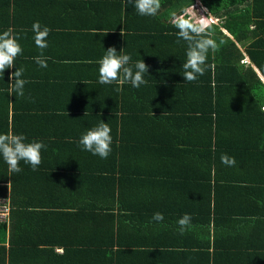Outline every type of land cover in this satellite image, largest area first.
<instances>
[{"label":"crops","instance_id":"0c3cea01","mask_svg":"<svg viewBox=\"0 0 264 264\" xmlns=\"http://www.w3.org/2000/svg\"><path fill=\"white\" fill-rule=\"evenodd\" d=\"M104 3L106 8H101L102 4L92 9L91 4L83 3L82 20L72 21L54 13L50 15L53 21L44 18L20 21L25 26L15 36L23 51L8 76L23 69L22 79L28 83L24 95H16L15 103L9 104L7 123L1 115L7 105L4 106L5 101L0 97V134L23 135L26 143L42 142L46 149L41 150L42 163L35 171L21 161L22 171L12 173L0 157V195H8L12 212L9 222L5 223L6 240L0 242V264H83L87 251H95L94 258L102 257L95 264H150L153 261L199 264L192 256L190 261L186 257L178 260V255L163 246L155 248L147 243L139 247L119 241L136 232V223L128 215L137 217L134 211L138 209L144 211L142 216L146 219H152L155 213L166 218L177 216L171 205L177 197L183 204L192 205L194 197L184 194L180 188L175 191L174 187H179L175 183L177 177L172 178L174 173L168 170L180 161L173 155L174 142L181 136H202L199 129L211 125L204 124L210 119L198 113V97L184 104L177 100L166 103L164 97L156 94V85L152 90L144 88L145 85L137 88V91L147 90L155 97L153 100L146 99L148 96L142 92L138 96L129 88L130 83L120 86L98 82L99 61L109 48H115L117 54L122 51L121 54L130 55L132 65L143 57L121 37L128 31L127 26L134 30L129 33L143 37L173 33L172 14L169 21H146L144 16L142 21H132L123 4L115 5L110 0ZM182 13L179 9L173 14ZM35 22L50 29L48 47L43 50L47 68L35 62L42 51L34 42L32 25ZM211 25L220 27L235 41L221 26V21H213ZM130 40L139 41V37ZM177 47L183 51L180 41ZM161 51L159 44H149L145 54L148 64L160 62ZM214 57L213 54L212 63ZM246 62L251 63L248 57ZM253 67L264 81L263 74ZM118 87L122 90L117 91ZM4 89L7 87L0 77V90ZM186 109L185 113L180 112ZM101 122L112 130V151L107 159L92 155L79 144L82 135ZM191 173L197 178L198 173ZM14 200H31L29 204L45 200L57 203L58 208L49 220L42 217L41 208L14 205ZM139 201L146 206H140ZM231 201L217 206L216 221L210 227L214 234L211 250L214 252L216 245L220 247L219 251L225 254L222 264H264V214H259L256 208L248 213L252 205H248L247 197L231 196ZM120 202L126 208V218L122 216ZM24 211L40 214L31 217L34 222L25 226L24 219H19L20 212ZM188 215L196 216V210ZM148 223L150 227H159L161 222ZM150 227L144 229L150 230ZM119 230L123 234L121 238ZM57 235L60 236L55 242ZM102 236L111 240V244L102 243ZM71 237L79 242L68 243ZM102 251L107 252L104 255Z\"/></svg>","mask_w":264,"mask_h":264},{"label":"trees","instance_id":"16d2710c","mask_svg":"<svg viewBox=\"0 0 264 264\" xmlns=\"http://www.w3.org/2000/svg\"><path fill=\"white\" fill-rule=\"evenodd\" d=\"M91 1L95 0H0V15H4L0 17V34L12 29L13 35H17L25 26L20 21H41L43 18L51 21L50 15L54 13L68 20H82L81 6L85 2L92 5L91 9L95 5L102 4L101 8H106L104 3L106 0ZM110 2L115 5L123 4V8L132 16V21H142V16L134 7V0L131 4H126V0L113 2L110 0ZM196 2L197 0H161V8L157 15L143 18L146 21H169L171 14L179 9L183 12ZM198 2H201L218 21L222 22L221 26L232 34L235 41L226 36L220 27L211 25V31L213 35L215 34L212 38L216 41L218 48L215 51L210 50L206 61L207 70L195 82L187 83L183 78L182 66L187 59L188 45L178 38V29L174 25L170 27L173 33L161 32L144 37L129 33L133 29L132 26H127L128 31H124V35L121 36L144 57L146 65L149 63V58L145 56L149 44L161 46V61H154L147 65L148 72L144 76L147 83L144 88L152 90L156 85V94L164 97L166 103L177 100L184 104L198 97L200 106L198 113L201 117L210 119L204 124L210 122L211 127H201L199 133L203 134L202 136H181L174 142L173 155L180 161L168 170L174 173L172 178L177 177L175 183L179 187H174L175 191L180 188L184 194L194 197L192 205L183 204L177 197L171 203L175 207L173 212L177 216L164 217V222H161L159 227H150L148 222H153L154 225L157 222L143 218L144 211L138 209L134 211L137 217L128 215V218L136 223V232L124 236L119 241L139 247L147 243L155 248L163 246L170 249V252L176 256L178 255V260L186 257L190 261L192 256L199 264H212V260L216 262L215 264H222L221 260L225 254L219 251L220 247L216 245L215 251L211 250L214 244L211 237L214 234L211 233L210 227L212 223L215 224L218 204L232 203L231 196L237 199L247 197L250 202L248 205H252L248 213L256 208L255 211L264 214V81L253 67L256 66L264 76V0H199ZM21 6L25 8H19ZM125 21L129 20L125 18ZM138 37L139 41L130 40ZM178 41L182 44L181 52L177 47ZM213 54L215 55L214 63H212ZM246 57L250 59V64L246 62ZM10 70L7 69L3 77L0 76L7 87L0 90L1 100L5 101L4 106L7 105L1 113L5 123L9 118L8 106L10 103H15L14 98H16L15 94L9 92L12 81L8 76ZM129 88L134 89L140 97L139 94L142 92L144 96H148L146 99H155L145 89L137 91V88L132 85ZM186 111L187 109L180 112ZM183 127L186 128L185 123ZM206 129L208 132L205 131ZM224 154L234 157L236 166L229 167L222 164L221 156ZM191 172L198 173L197 178ZM89 189L86 190L91 191L90 194H92L93 191ZM7 197L6 194L0 195V199ZM30 202L31 200L21 202L14 200V205L41 208V215L45 219L56 214L54 211L58 208L57 203L45 200L36 204H29ZM112 203L115 204V201ZM139 204L142 207L146 206L140 201ZM9 205L11 206L10 203ZM120 208L124 212L122 216L126 218V208L121 202ZM191 210H196V216L191 215V226L180 234L177 221L186 214L185 212L188 211L189 214ZM40 212L24 211L17 214L19 219H24V225L29 226L35 220L30 218L37 217ZM31 214L35 215L29 216ZM144 227H150V230ZM6 230L7 226L0 224V242L6 240ZM59 236H56L55 242ZM104 236H102V243L111 244L112 241L104 239ZM122 236L119 230L118 237ZM76 242L79 241L71 237L68 243ZM47 252L53 254L54 251ZM94 252H86L83 264H95L102 258L100 255L94 258ZM102 252L105 255L107 251ZM150 264L160 263L153 261Z\"/></svg>","mask_w":264,"mask_h":264},{"label":"clouds","instance_id":"9594fccd","mask_svg":"<svg viewBox=\"0 0 264 264\" xmlns=\"http://www.w3.org/2000/svg\"><path fill=\"white\" fill-rule=\"evenodd\" d=\"M133 3V0H126V4ZM134 7L141 16L154 17L161 8V0H134ZM204 16L199 15L193 4L185 9L181 15L172 14V23L178 29V38L185 41L188 45L186 52V62L183 64V78L187 83L197 81L199 76H203L207 70V58L211 51L218 48L216 41L212 38L211 23L214 17L206 7ZM202 9H198L201 10ZM217 19V18H216ZM34 32L35 45L41 49V56L35 58V62L41 68H47L46 58H43V50L48 47L47 37L50 29L47 26L42 27L39 22L32 25ZM123 35V32H121ZM22 48L18 39L8 29L0 34V76L3 77L7 69L15 66V61L22 54ZM105 55L99 61V83L102 85H124L130 83L132 87L139 88L145 85L147 81L144 76L148 72L147 65L143 60H138L134 65L131 62V56L117 54L115 48H109ZM23 69H17L9 77L14 81L9 85V92L15 95L23 96L25 84L28 83L22 79ZM122 88L118 87L117 91ZM111 128L107 123L101 122L97 127L88 130L82 135L79 144L82 149L90 152L101 159H107L112 151ZM26 137L13 133L0 134V157L6 162L9 171L19 173L22 171L20 162L31 166L35 171L42 163L41 150L46 149L42 142L26 143ZM221 163L233 167L236 166L234 157L224 154L221 156ZM156 222H162L164 216L161 213H155L152 218ZM192 217L185 214L177 223L180 226V234H183L191 226Z\"/></svg>","mask_w":264,"mask_h":264},{"label":"built area","instance_id":"2783aa9c","mask_svg":"<svg viewBox=\"0 0 264 264\" xmlns=\"http://www.w3.org/2000/svg\"><path fill=\"white\" fill-rule=\"evenodd\" d=\"M9 199H0V224L8 223L10 220L11 206Z\"/></svg>","mask_w":264,"mask_h":264},{"label":"rangeland","instance_id":"374dc122","mask_svg":"<svg viewBox=\"0 0 264 264\" xmlns=\"http://www.w3.org/2000/svg\"><path fill=\"white\" fill-rule=\"evenodd\" d=\"M198 1H199V0H197L196 4L193 5V6H194L195 10L197 11V13H198L199 15L204 16L205 9H202L203 5L201 4V2H198ZM198 9H202V11H201V10H198ZM213 21H217V19H216V20H213V19H212V22H213Z\"/></svg>","mask_w":264,"mask_h":264}]
</instances>
